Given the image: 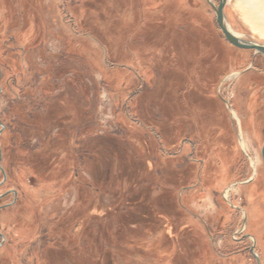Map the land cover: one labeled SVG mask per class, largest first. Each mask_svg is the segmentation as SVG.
<instances>
[{
	"label": "rangeland",
	"instance_id": "1",
	"mask_svg": "<svg viewBox=\"0 0 264 264\" xmlns=\"http://www.w3.org/2000/svg\"><path fill=\"white\" fill-rule=\"evenodd\" d=\"M0 88V264H264V56L205 0H0Z\"/></svg>",
	"mask_w": 264,
	"mask_h": 264
},
{
	"label": "water",
	"instance_id": "2",
	"mask_svg": "<svg viewBox=\"0 0 264 264\" xmlns=\"http://www.w3.org/2000/svg\"><path fill=\"white\" fill-rule=\"evenodd\" d=\"M212 10L214 11L215 14V20L216 23L223 34L224 38L233 46L242 48V49H253L256 52L261 53L264 56V44H261L259 42L243 38L236 34L229 26L227 23L224 12H223V7L226 3V0H219L218 3L216 4L213 0H205ZM1 91V88H0ZM0 126L3 128V124L0 123ZM261 158L264 163V144L261 148ZM250 251L253 252V246L250 247ZM255 259L257 264H259V259L258 257L254 254Z\"/></svg>",
	"mask_w": 264,
	"mask_h": 264
},
{
	"label": "bare ground",
	"instance_id": "3",
	"mask_svg": "<svg viewBox=\"0 0 264 264\" xmlns=\"http://www.w3.org/2000/svg\"><path fill=\"white\" fill-rule=\"evenodd\" d=\"M239 1L240 4H238V7L241 9L242 14L249 20L253 27L264 33V0ZM232 114L233 116L235 115L234 112H232Z\"/></svg>",
	"mask_w": 264,
	"mask_h": 264
},
{
	"label": "flooded vegetation",
	"instance_id": "4",
	"mask_svg": "<svg viewBox=\"0 0 264 264\" xmlns=\"http://www.w3.org/2000/svg\"><path fill=\"white\" fill-rule=\"evenodd\" d=\"M223 35V34H222ZM1 146H0V173L2 175V179L0 180V186L5 182V178H6V171L3 169V167L1 166ZM6 195H12L13 197L16 196V191L14 189H8L6 191H4L3 193L0 194V199L5 197ZM9 203H5V204H0V209L4 208L6 206H8ZM240 238H238L237 240H240ZM6 242V237L5 235L0 231V249L4 246ZM253 246V252L250 251V247ZM254 244H251L250 247L248 248L249 252L254 256ZM256 255V254H255ZM257 256V255H256ZM255 258V256H254ZM256 261V259H255ZM257 263V262H256Z\"/></svg>",
	"mask_w": 264,
	"mask_h": 264
}]
</instances>
